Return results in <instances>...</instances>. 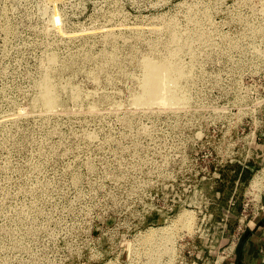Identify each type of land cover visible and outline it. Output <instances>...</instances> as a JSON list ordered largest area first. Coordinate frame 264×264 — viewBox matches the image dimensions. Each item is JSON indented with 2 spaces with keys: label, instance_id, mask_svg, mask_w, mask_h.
I'll return each mask as SVG.
<instances>
[{
  "label": "rangeland",
  "instance_id": "obj_1",
  "mask_svg": "<svg viewBox=\"0 0 264 264\" xmlns=\"http://www.w3.org/2000/svg\"><path fill=\"white\" fill-rule=\"evenodd\" d=\"M262 213L264 0H0V264H220Z\"/></svg>",
  "mask_w": 264,
  "mask_h": 264
},
{
  "label": "crops",
  "instance_id": "obj_2",
  "mask_svg": "<svg viewBox=\"0 0 264 264\" xmlns=\"http://www.w3.org/2000/svg\"><path fill=\"white\" fill-rule=\"evenodd\" d=\"M251 226L220 264H264V213Z\"/></svg>",
  "mask_w": 264,
  "mask_h": 264
},
{
  "label": "bare ground",
  "instance_id": "obj_3",
  "mask_svg": "<svg viewBox=\"0 0 264 264\" xmlns=\"http://www.w3.org/2000/svg\"><path fill=\"white\" fill-rule=\"evenodd\" d=\"M157 259V258H156ZM158 260V259H157Z\"/></svg>",
  "mask_w": 264,
  "mask_h": 264
}]
</instances>
